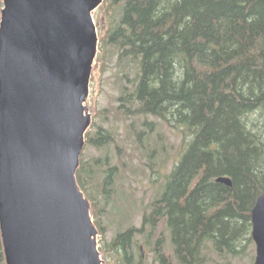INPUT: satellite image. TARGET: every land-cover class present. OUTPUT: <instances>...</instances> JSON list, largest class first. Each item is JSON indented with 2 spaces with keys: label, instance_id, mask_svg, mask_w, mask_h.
Wrapping results in <instances>:
<instances>
[{
  "label": "trees",
  "instance_id": "1",
  "mask_svg": "<svg viewBox=\"0 0 264 264\" xmlns=\"http://www.w3.org/2000/svg\"><path fill=\"white\" fill-rule=\"evenodd\" d=\"M100 7L108 26L93 65L106 50L117 54L122 85L115 113L130 119L140 147L155 132L160 137L162 123L182 139L142 225L119 228L103 251L121 252V264H141L143 248L137 260L133 248L142 233L160 264L172 257L177 264H207L208 252L215 264H231L253 243L251 209L264 191V0H103ZM111 135L97 126L85 133L86 144L106 147ZM107 159L80 156L75 174L102 235V207L85 183L96 180L113 198L121 174ZM120 166L125 172L124 159ZM220 176L230 185L217 182ZM0 264H6L1 234Z\"/></svg>",
  "mask_w": 264,
  "mask_h": 264
},
{
  "label": "water",
  "instance_id": "2",
  "mask_svg": "<svg viewBox=\"0 0 264 264\" xmlns=\"http://www.w3.org/2000/svg\"><path fill=\"white\" fill-rule=\"evenodd\" d=\"M0 234L6 264H102L76 170L103 0H1ZM217 182L230 185L228 177ZM264 264V191L251 209Z\"/></svg>",
  "mask_w": 264,
  "mask_h": 264
},
{
  "label": "rangeland",
  "instance_id": "3",
  "mask_svg": "<svg viewBox=\"0 0 264 264\" xmlns=\"http://www.w3.org/2000/svg\"><path fill=\"white\" fill-rule=\"evenodd\" d=\"M92 15L99 38L100 33L105 31L108 26L105 20L106 14L99 6L92 12ZM116 58L117 54L114 50H106L105 58L99 62L96 69H94V65L92 66L89 94L85 103L91 117V124L87 131L90 130L92 133L97 129V126H101L111 131L114 140L103 148H95L85 142L81 154L85 161L108 157L109 164L117 165L121 174V177L116 180V193L113 198H108L104 196L107 194L101 193V190L96 187V180L92 179L85 183L88 192L102 207L99 221L104 227V234H99L98 231L97 236L102 264H121L119 259L121 252L117 251L111 255L108 249L103 251L102 247H108V242L112 240L119 228L128 225L139 228L142 225L145 206L159 192L165 175L170 171L182 150V139L179 132L163 123L160 126V137L155 132L154 137L144 142V147L138 146L133 140V135L128 127L130 119L120 117L115 113V107L120 104L117 98L122 85L119 78L121 66L117 65ZM134 75L135 67L132 65L129 78H133ZM132 83V81L128 83L129 88ZM149 118L152 119L151 116ZM116 144L122 146L120 152L116 151ZM153 149L154 152L150 151L152 154L148 155V151H153ZM121 159L126 161L125 172H122L120 166ZM109 195L111 196V194ZM144 240L145 236L142 233H137L134 238L136 247L133 248V251L136 260L139 254H137V248L141 246L143 248L140 257L141 264H160L151 247L144 244ZM164 244L168 249L170 248L169 240L166 237ZM208 256L210 260L207 264H215L214 260H211L216 258L215 254L208 252ZM254 258L255 244L253 242L247 253L240 258L233 259L231 264H253ZM171 264H177L173 257Z\"/></svg>",
  "mask_w": 264,
  "mask_h": 264
}]
</instances>
